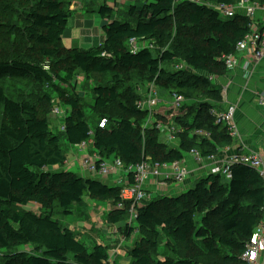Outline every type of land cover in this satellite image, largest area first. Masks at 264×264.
<instances>
[{"label": "trees", "instance_id": "trees-1", "mask_svg": "<svg viewBox=\"0 0 264 264\" xmlns=\"http://www.w3.org/2000/svg\"><path fill=\"white\" fill-rule=\"evenodd\" d=\"M126 1L131 4L124 19L107 2L95 11L104 19L105 38L88 48L63 43L72 16L67 0H21L24 9L0 7L20 10L22 17L18 23L0 19V33L5 27L19 42L5 48L10 39L0 37V264H114L109 244L88 247L56 217L82 214L86 197L111 201L108 224L129 238L140 234L129 250L131 264H247L243 254L264 219V180L244 164L232 167L227 183L224 176L210 174L182 194L137 204L133 225L131 203L116 208L123 202V182L54 168L66 163L65 145L85 141L103 161L120 159L124 166L171 163L193 149L208 157L233 143L211 111L221 109L224 100L218 82L228 73L224 57L236 52L251 20L243 14L222 17L211 4L238 0ZM132 41L149 45L135 51ZM152 46L158 47L156 54ZM166 63L182 67L168 70ZM136 72L187 101L181 110L153 114L179 123V148L161 141L156 129H143L148 112L138 106ZM77 73L94 82L93 119L82 95L62 87L75 82ZM52 92L69 109L64 131L52 128ZM197 129L209 131L212 139L199 141L193 135ZM127 180L134 182L131 175ZM161 244L169 252L165 257L159 256Z\"/></svg>", "mask_w": 264, "mask_h": 264}, {"label": "built area", "instance_id": "built-area-1", "mask_svg": "<svg viewBox=\"0 0 264 264\" xmlns=\"http://www.w3.org/2000/svg\"><path fill=\"white\" fill-rule=\"evenodd\" d=\"M199 4H205L204 0H196ZM222 17H234L237 14H243L250 18V31L246 34L244 39L239 41L236 47V52L224 57L226 68L229 72L236 70L239 65L241 55H250L261 59L264 56V26L258 24L256 13L257 10H264V3H256L251 0H238L235 4L227 5L225 3L211 4ZM132 48H138V44L132 41ZM134 51V52H135ZM182 67V66H181ZM179 67V68H181ZM227 73V74H228ZM258 101L260 105L264 106V90L258 94ZM185 98L179 93L171 94V104L174 110H181L186 104ZM168 103L163 97H154L153 93H149L146 99H140L138 106L141 110L148 112V118L143 125L144 129L161 130L164 134L163 141L165 144H179V136L176 128H169L164 121L155 117V111H161V107ZM237 107L235 104H228L222 109H213L211 113L216 118V122L227 126L229 134L233 139H236L241 133L235 123V114ZM62 111L55 107L54 114H61ZM106 119H102L100 127L104 128ZM167 126V127H165ZM166 128V129H165ZM175 129V130H174ZM61 131L65 130V125H61ZM91 134V133H90ZM194 136L197 139L211 140V133L204 129H197L194 131ZM92 142L85 141L77 148L82 150V168L90 173L89 177L105 178L112 174H123L126 181L123 182L122 198L123 202L118 204L116 208L124 207V202H130L131 216L136 219V205L147 200L156 198L157 190L165 187L168 181L175 183H185L184 181L191 178L190 174L195 170H206L202 175H222L225 178H231L232 167L235 164L241 163L254 170H256L264 180V152L259 150H252L249 152H241L236 154H229L231 145L220 147L217 151L208 157L193 149L182 160H177L171 163L149 162L130 164L124 166L120 159L102 160L98 151L90 149ZM170 146V145H169ZM171 147V146H170ZM179 148V146H177ZM176 147V148H177ZM207 159L209 161H207ZM191 164H193L191 166ZM192 170V171H191ZM133 177V183H128L127 177ZM200 176V175H199ZM189 187V186H188ZM180 194V193H179ZM176 196L177 193H168L165 187L162 196ZM132 223V220H129ZM119 253V248H113L110 251V257ZM243 259L247 264H264V220L255 228L254 233L249 240L246 250L243 254Z\"/></svg>", "mask_w": 264, "mask_h": 264}, {"label": "rangeland", "instance_id": "rangeland-1", "mask_svg": "<svg viewBox=\"0 0 264 264\" xmlns=\"http://www.w3.org/2000/svg\"><path fill=\"white\" fill-rule=\"evenodd\" d=\"M20 1L21 0H0V7H3L5 4H12L16 7L19 6L23 9L27 7L26 3L24 2L20 3ZM67 1H69L70 3L69 4L67 2V5L72 10V16L69 19L68 27L64 35L63 43L66 47H69V48L75 47V46L81 47V48L82 47L88 48L93 45H99L104 40L105 38V33L103 30L104 19L101 17L99 13L95 12V11H98L100 6L104 4V2L105 3L107 2V5L113 6L115 8L116 16L117 18H120V19L126 18V15L128 14V11H129L128 7L131 4L130 1H126V0H67ZM139 1L143 3L144 1L146 2L149 0H139ZM178 1H184V0H178ZM19 11L20 10H17L15 8L13 9V11L11 9V10H8L7 12H4L3 10L0 9V19H4V21H7V19H11L12 23L22 22V17H20V13H16ZM79 13H81L82 15L78 16L77 14ZM4 29L5 27L0 33V37L2 38L8 37V39H10V40H7V43L4 44V47L8 48L10 45L17 46L19 44V42L17 41L18 35L13 34L12 36H9L8 33H6V29L5 30ZM143 45L148 46L149 43L138 44V46H143ZM157 48L158 47L156 46L155 47L152 46L151 49L153 50L154 54L158 52ZM165 66L168 70H172L173 68L176 69V68L181 67L182 63L180 64L166 63ZM62 67H65V66H62ZM144 74L145 72H142V73L136 72L134 74V76L137 78V81L134 83V85H135L136 91H138V94L141 97L140 99H146L147 97H149V93H153L154 97H159V98L163 97L166 101H168V103L163 105L161 109H171L173 107L171 104V94L172 93L158 88L157 84L154 82H145L142 79H140V78H144L143 77ZM75 78H76V81L73 82L71 85L69 86L63 85L62 87L63 88L65 87L66 89L70 90V93L72 95L77 94V93L82 95L85 101L86 113L89 117L93 119V116H95V112L93 110V105L95 102V97H94V92H93L94 82L86 78V76L82 73H77L75 75ZM139 79L140 81H138ZM261 91L257 93V96ZM52 94L55 97L52 101L54 104V108L58 107L62 111V113L53 115V110H54L53 108L52 116H51V124H52V128L54 131H57V130L61 131L60 127L61 125L64 124V120L66 118V115L69 112V109L63 104L61 99L59 100V98L56 97L54 92H52ZM165 124L167 126L169 125L168 126L169 128H172V127L176 128L178 131L181 129V128L179 129L180 125L176 121L168 122V120H166ZM160 131L161 130L157 131L158 136L160 137V139H163L164 134L161 133ZM64 142L66 143V141ZM169 145L171 147L179 146V144H169ZM64 148L66 149V155H67L66 161L68 162L65 163V165L62 168H58V170L60 169L69 170L70 169L68 166L70 163L69 161L72 162V160L76 158L77 153L79 154V157H80L83 152L81 149L79 150L78 148H77L78 150L72 151L71 147L68 145H65ZM74 151H76L77 153ZM207 161L209 160L207 159ZM192 165L193 164H191V166ZM71 170H73V167L71 168ZM204 173H206V170H203V169L195 170L190 174V176L192 177L184 181L185 183H175L173 181H168L165 187L167 188L168 193L172 194V193L178 192V195L179 193L182 194L186 192L188 188H190L188 186L192 187L196 185V183L201 178L208 176V175H202ZM229 179L230 178H225L223 181L227 183L228 182L227 180ZM102 180L107 181L110 184L116 183V181H112L109 177L107 178L105 177ZM165 187H162L161 189L157 190V193L155 194V196L156 197L162 196ZM85 203L87 205L86 211L83 212L82 214H72V215L65 217L61 213H58L56 214V217L60 219V221L64 225H67L73 228L75 232L78 234L82 242L88 245V247H92L94 243H98L99 239H102L104 241V239L107 236H110L106 233V230L102 228V224L105 225L108 223L109 220L107 218V214L110 210V207H113V204L111 201H94L88 197L85 198ZM103 207L105 208V210L102 209ZM31 208L33 209L34 206ZM128 219L132 220V225L135 224L134 218L131 216V213ZM86 224H90L91 227H93L92 229H90V231H93L92 233H89L90 232L89 230L87 232H84L87 227ZM103 231H105V233ZM113 234H114V237L113 236L111 237L114 238V240L110 242L111 249H113L112 244H114V248L117 247L122 252L125 249L129 248L128 253H125V255L129 254V250L137 243L140 237V234L138 232H135L134 235L129 238L119 228H116L113 231ZM159 250H160V254H159L160 257H165L166 255L169 254V252L167 253V249L164 247L163 244H161ZM125 255L123 256L121 254L120 255L116 254L110 257V260L114 264H131L132 262L131 257L125 256ZM117 258H119L118 262H117L118 260Z\"/></svg>", "mask_w": 264, "mask_h": 264}, {"label": "crops", "instance_id": "crops-1", "mask_svg": "<svg viewBox=\"0 0 264 264\" xmlns=\"http://www.w3.org/2000/svg\"><path fill=\"white\" fill-rule=\"evenodd\" d=\"M77 15L81 16L82 14L79 13ZM256 18L258 24L263 27L264 10H257ZM218 82L222 84L223 87L224 100L221 104L222 108H225L228 104L236 105L237 111L235 114V123L241 133L236 139H233L229 154H236L245 151L249 152L252 150L264 152V106L260 105L257 96V93L264 89V57L262 59H258L250 55H241L239 65L236 70L229 72ZM71 149L72 151L78 150L77 146H71ZM90 149H92V147H90ZM77 154L76 158L72 160V162L69 161V170L73 167V170L71 171L79 173L84 178H89L90 173L82 168V157H79V154ZM67 162L68 161H66V163ZM54 168L58 169L59 166ZM124 176L125 175L122 173H116L109 175L108 177L112 181L125 182L126 177ZM111 208L112 207H110V210H112ZM102 209L105 210L104 207ZM86 226L87 227L84 232H87L88 230L90 231V229L93 228L90 224H86ZM102 228H104L106 233L110 236H107L104 239L106 242L99 239L98 243L104 242L110 245V242L114 240L111 236L114 237L113 231L117 227L107 223L105 225L102 224ZM92 232L93 231H90L89 233ZM103 232L105 233V231ZM112 245L114 248V244ZM128 249H125L123 252L119 250L117 255L121 254L124 256L125 253H128ZM125 256H129V254ZM117 259L118 262L119 258Z\"/></svg>", "mask_w": 264, "mask_h": 264}]
</instances>
